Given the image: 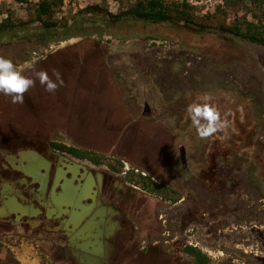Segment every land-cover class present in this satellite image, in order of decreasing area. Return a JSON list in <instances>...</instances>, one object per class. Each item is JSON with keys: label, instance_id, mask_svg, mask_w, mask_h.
I'll return each instance as SVG.
<instances>
[{"label": "rangeland", "instance_id": "obj_1", "mask_svg": "<svg viewBox=\"0 0 264 264\" xmlns=\"http://www.w3.org/2000/svg\"><path fill=\"white\" fill-rule=\"evenodd\" d=\"M42 1L0 0V25L14 26L0 56L35 81L22 104L0 93V146L63 144L175 191L176 203L140 194L128 208L123 264H196L187 246L210 264H264V46L225 32L262 19L254 4L165 0L186 2L191 23L174 13L154 25L122 16L141 0H61L46 29L33 21ZM40 72L63 85L46 91ZM192 104L219 112L211 136L198 135ZM2 258L19 264L9 249Z\"/></svg>", "mask_w": 264, "mask_h": 264}, {"label": "flooded vegetation", "instance_id": "obj_2", "mask_svg": "<svg viewBox=\"0 0 264 264\" xmlns=\"http://www.w3.org/2000/svg\"><path fill=\"white\" fill-rule=\"evenodd\" d=\"M101 162L80 160L50 142H7L0 146L3 264L7 263L2 257L8 249L19 264L26 263L30 254L32 259L38 255L37 260L44 264H90L88 257L93 255L98 232L105 246L97 250L104 251L106 263L109 257L110 264L124 263L128 208L134 207L140 194H152L132 181L131 170L125 173L118 171V162ZM73 188L79 195L85 188L90 193L83 194L79 205L66 206L61 196ZM78 206L86 210L80 221L71 216L82 212ZM89 223L91 229L86 230ZM84 244L89 245L83 248ZM28 247L34 255L27 252Z\"/></svg>", "mask_w": 264, "mask_h": 264}, {"label": "trees", "instance_id": "obj_3", "mask_svg": "<svg viewBox=\"0 0 264 264\" xmlns=\"http://www.w3.org/2000/svg\"><path fill=\"white\" fill-rule=\"evenodd\" d=\"M250 1L254 4L256 10L260 12L263 18L260 20L258 19L257 22H249L246 19L243 23L226 29L225 32L230 33L235 37L247 39L251 43L264 46V0ZM185 3L183 4L184 10L180 12V6L175 5L174 8L171 9L170 6L165 4V0H141L135 7L122 14V16H128L145 23L159 25L173 21L175 19L174 13H178L185 17L187 21L186 23L189 24L191 23L190 18L185 12L189 6L187 3ZM60 4L61 0H43L36 9V16L33 21L40 22L46 29L55 28L56 24L53 23L52 19L54 16L55 7H58ZM122 16H115L114 19L120 20ZM255 18L257 17L255 16ZM13 28L14 26H12L11 20L8 19L0 25V34H5L8 30L10 31ZM54 146L58 147L62 151L74 155L77 158L88 157V153H83L78 149L71 148L63 144H55ZM118 165V171H122L124 164L119 162ZM131 173L133 176L139 177V182L137 181L136 183L142 186L144 191L160 197L162 200H170L173 203H176L179 200L180 197L177 195V193L168 186L159 184L153 178L143 175L142 173L138 174L136 171H131ZM133 179L132 181H134ZM185 253L192 256L195 259L196 264L211 263L209 256L193 246H187Z\"/></svg>", "mask_w": 264, "mask_h": 264}, {"label": "clouds", "instance_id": "obj_4", "mask_svg": "<svg viewBox=\"0 0 264 264\" xmlns=\"http://www.w3.org/2000/svg\"><path fill=\"white\" fill-rule=\"evenodd\" d=\"M34 63L35 61L30 62L29 66ZM37 75L40 83L45 85L46 91L50 93L55 92L59 86L63 85L59 72L55 73L56 81L51 80L46 72H40ZM34 84L35 81L24 76L12 60L0 56V93L11 96L12 103H24V93ZM186 111L202 139L217 131L220 115L209 104H192L187 107Z\"/></svg>", "mask_w": 264, "mask_h": 264}, {"label": "water", "instance_id": "obj_5", "mask_svg": "<svg viewBox=\"0 0 264 264\" xmlns=\"http://www.w3.org/2000/svg\"><path fill=\"white\" fill-rule=\"evenodd\" d=\"M68 190H70L71 191V193H69V191ZM68 190H66L65 192H64V194L61 196V198H63V199H65V203H63V204H66V206H68V204L69 205H74L73 207H75L76 205H79L80 204V202H81V200L83 199V198H85V196L83 195V194H81V195H79L77 192V190L78 189H68ZM84 190L85 189H82L81 191V193H83L84 192ZM78 208H80V209H83L84 207H81V206H78ZM79 215L80 214H78V213H75V214H71V216H72V218H75V219H77V221H78V219H79ZM82 219V218H81ZM80 219V220H81ZM79 220V221H80ZM108 227H109V224H108ZM89 229H91V223H89L87 226H86V230H89ZM99 231V230H98ZM108 232L109 233H111V231L108 229ZM100 235H101V233L100 232H98V236H96L95 237V240H96V244H92V247H93V251H92V256L91 257H88L89 258V260H90V264H107L106 263V260H104L103 258L105 257L104 256V251L103 252H99L98 250H97V248H100V246L101 245H104L105 246V244H103L104 242H100L99 241V238H100ZM89 244H84L83 245V248H86L87 246H88ZM96 251H97V253H96ZM110 261H111V258L109 257V261H108V264H110Z\"/></svg>", "mask_w": 264, "mask_h": 264}, {"label": "bare ground", "instance_id": "obj_6", "mask_svg": "<svg viewBox=\"0 0 264 264\" xmlns=\"http://www.w3.org/2000/svg\"><path fill=\"white\" fill-rule=\"evenodd\" d=\"M68 191H69V193H71V191H70V190H68ZM87 191H88V189H87V188H85V190H84L83 194H85V195H86V194L88 193ZM81 211H82V212L80 213V215H82V214H84V213L86 212V210H85L84 208H83V209H81ZM80 215H79V216H80ZM78 220H79V219H78Z\"/></svg>", "mask_w": 264, "mask_h": 264}, {"label": "built area", "instance_id": "obj_7", "mask_svg": "<svg viewBox=\"0 0 264 264\" xmlns=\"http://www.w3.org/2000/svg\"><path fill=\"white\" fill-rule=\"evenodd\" d=\"M129 171H130V169H129L128 167H125L124 172H125V173H128Z\"/></svg>", "mask_w": 264, "mask_h": 264}]
</instances>
